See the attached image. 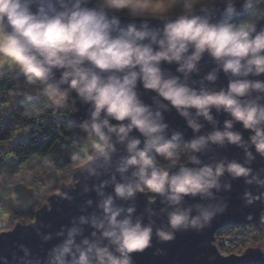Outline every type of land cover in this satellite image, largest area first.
<instances>
[{
	"label": "water",
	"instance_id": "obj_1",
	"mask_svg": "<svg viewBox=\"0 0 264 264\" xmlns=\"http://www.w3.org/2000/svg\"><path fill=\"white\" fill-rule=\"evenodd\" d=\"M257 1L147 18L0 0L16 53L105 142L30 223L0 232V264H264L260 248L215 245L221 228H264V10L226 30ZM174 142L194 147L186 163L140 162Z\"/></svg>",
	"mask_w": 264,
	"mask_h": 264
},
{
	"label": "trees",
	"instance_id": "obj_2",
	"mask_svg": "<svg viewBox=\"0 0 264 264\" xmlns=\"http://www.w3.org/2000/svg\"><path fill=\"white\" fill-rule=\"evenodd\" d=\"M102 10L113 16L121 17H147L158 15L157 13L138 12L142 14L123 12L118 13V9L124 5L133 7L134 1L131 0H112L113 7L102 8L101 3L93 1ZM192 0H186L190 4ZM235 2H238L236 0ZM261 2V3H258ZM201 9L208 10L205 7L197 5ZM264 10V2L257 1L245 4L241 13L229 15L227 22V34L229 37L236 33L243 32L254 23ZM145 11V10H143ZM185 13L165 15V17H181ZM163 16V15H162ZM4 46L0 47V51ZM73 111L70 99L60 94L56 90L51 89L48 83L36 71L29 68L17 76L9 73L0 75V171L5 170L6 164H9V171H13L19 166L28 164L31 161H39L50 167L56 174L54 188L45 195L55 192L56 187L62 183H68L71 179V171L84 164L91 156L89 145L87 148L81 149L82 142L88 143L93 138L104 143V140L88 130L83 124H71L69 116ZM20 133V138H15V133ZM177 146V147H175ZM184 146L180 143H174L173 147L167 150H158L155 155L144 154L143 161L152 165L165 169L167 162L166 155L178 153L174 152V148ZM191 147V153L194 148ZM192 155V154H190ZM8 160V161H7ZM170 165V164H169ZM7 171V170H6ZM141 189L145 192L152 191L153 186H143ZM8 188L0 190V199H8L10 211L13 218L17 221L30 222L33 220V212L39 208L38 194L36 190L30 192L24 188V193L14 194L16 198H12L5 193ZM30 192V193H29ZM9 194V193H8ZM17 195V196H16ZM14 203L18 204L15 211ZM14 208V209H13ZM19 209V210H18ZM264 235V228L258 229L252 226H228L219 229L215 233V239L219 252L222 255L235 254L233 249L253 241L260 242L259 236ZM251 238L253 240H251Z\"/></svg>",
	"mask_w": 264,
	"mask_h": 264
},
{
	"label": "rangeland",
	"instance_id": "obj_3",
	"mask_svg": "<svg viewBox=\"0 0 264 264\" xmlns=\"http://www.w3.org/2000/svg\"><path fill=\"white\" fill-rule=\"evenodd\" d=\"M95 1V0H93ZM99 3H101L102 8H109L113 7L111 3L112 0H96ZM134 1L133 7L124 5V7L118 9V13L123 12H132L137 14H142L138 12H146V13H157L158 15H152L147 16V18H164L165 15H173V14H179V13H190L192 11L197 10H205L201 9L200 7H197V5H201L205 7L209 6L207 8L208 10L217 5L220 2L224 1H232L235 2L236 0H192L190 1V4L186 2V0H131ZM240 1V0H238ZM95 3V2H94ZM261 3V2H258ZM114 8V7H113ZM101 9V8H100ZM145 10V11H143ZM125 14V13H123ZM163 15V16H162ZM172 17V16H168ZM2 50L0 51V75L3 73H9L12 76H17L23 73L27 69V64L24 62V60L16 53L13 43L10 40L9 36L4 31L3 27L0 24V47H2ZM15 138H20V133H15ZM105 143V142H104ZM104 143L102 145H99L98 141H95V139L91 138L89 144L83 143L81 145V149L87 148V145H89L90 154L92 155L95 151L99 150L104 146ZM190 145V144H189ZM189 145L180 146V148H175L174 152L178 153L176 156L174 153L172 155H166L165 161L167 164H174L180 161H185V159H188L189 155L192 153L189 151ZM192 146V145H191ZM193 147V146H192ZM194 148V147H193ZM190 155V157L192 156ZM144 156V154H142ZM8 161V160H7ZM140 162H144L142 157L140 159ZM7 170V171H6ZM57 177L55 172L50 168L47 167L44 163H41L39 161H31L28 164H25L23 166H19L18 168H15L13 171H9V164H6L5 170L0 171V190L4 188H8V192L5 194L12 197L13 199L16 198L14 194V189L17 188V192L24 193V188L26 190H30V192H33L31 190H36L38 194V203H40V206L45 203L46 197L50 190H52L57 183L56 181ZM59 186L56 187L55 192L57 191ZM29 192V193H30ZM9 193V194H8ZM17 196V195H16ZM10 201L8 199H0V232L2 231H8L13 228L15 224H22L26 225L30 222L26 221H17L13 218V213L10 211L8 204ZM13 203V206L16 209L19 207L17 203ZM39 206V207H40ZM14 209V208H13ZM19 210V209H18ZM258 229H263L258 228ZM251 240H253L251 238ZM260 242L254 243L253 241L245 244L243 247L239 246L237 249H233V252L237 255H241L245 249L247 248H260L263 255H264V235L259 236ZM216 243V242H215ZM219 251V250H218Z\"/></svg>",
	"mask_w": 264,
	"mask_h": 264
},
{
	"label": "flooded vegetation",
	"instance_id": "obj_4",
	"mask_svg": "<svg viewBox=\"0 0 264 264\" xmlns=\"http://www.w3.org/2000/svg\"><path fill=\"white\" fill-rule=\"evenodd\" d=\"M174 143H178V142H174ZM174 143H170V144H167V145H164V146H162V147H160L159 149H157L155 152H152V153H143V154H153V155H155V153L158 151V150H167V148H169V147H173L174 146ZM180 144H183L184 146L187 144V143H180ZM187 145H189V144H187ZM191 145V144H190ZM175 147H177V146H175ZM175 149V148H174ZM191 147H189V151L191 152ZM194 152H195V149H194ZM194 154V153H193ZM179 155V154H178ZM192 157V156H191ZM190 155H189V157H188V159H185V161H181V159H180V161L179 162H177V163H174V164H176V165H181V164H184V163H186L190 158ZM145 162V161H144ZM171 165V164H170ZM169 166V164L167 165V167ZM156 167V166H155ZM167 167H165V169H161L163 172H166V170H167ZM157 168H159V167H157Z\"/></svg>",
	"mask_w": 264,
	"mask_h": 264
}]
</instances>
